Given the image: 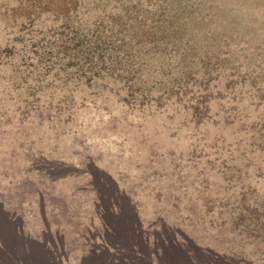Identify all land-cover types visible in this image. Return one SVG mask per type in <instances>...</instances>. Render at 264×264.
I'll use <instances>...</instances> for the list:
<instances>
[{"label": "rangeland", "instance_id": "1", "mask_svg": "<svg viewBox=\"0 0 264 264\" xmlns=\"http://www.w3.org/2000/svg\"><path fill=\"white\" fill-rule=\"evenodd\" d=\"M121 1L74 0L66 26L50 10L34 21L26 20L15 11L17 0H0V189L14 202L23 200L14 189L25 173L37 176L42 186L57 194L68 188L80 195H94L96 201L85 204V209L118 204L124 217L105 214L102 219L123 231L128 225L125 217L137 215L146 222L153 210L147 213L142 202L147 200L151 209L155 201L163 205L166 198L162 194L170 188L180 192L179 198L186 197L181 208L170 215L174 231L184 232L186 246L176 259L167 258L163 264H204L207 256L201 246H214V242L201 236V225L180 221L188 214L187 200L204 212L205 202L212 199L218 212L225 202L231 206L234 199L229 196L238 195L229 166L241 158L231 153L228 143L213 140L222 127V122L217 126L213 122L218 117L215 112L220 111V121L226 117L231 121L225 128L231 138V131L244 121L240 110H247L251 119L260 113L253 82L264 76V8L258 10L256 19L236 16L227 34L212 30L207 38L199 37L180 63L175 57L169 62L171 57L161 53V44L155 46L158 51L151 45L130 47L132 58L128 59L133 65L138 68V60L145 64L137 75L143 86L117 80L116 87L108 86V90L86 88L65 110L55 104L63 91L56 86L53 73L43 77L47 63L42 59L40 64L39 50L50 44L58 49L69 30L94 28L101 18V26H108ZM205 72L214 76L212 93L220 88L222 98L210 100L213 117L195 129L191 105L197 89L190 90ZM27 74L40 76L44 82L40 90L33 88ZM18 76L21 81L15 79ZM129 91L138 95L150 92V97L143 105L127 103L123 97ZM157 96H161L159 101ZM50 99L54 106L48 107ZM34 101L36 105H32ZM208 127L209 137L204 135ZM120 191L125 193L124 199L116 195ZM26 194L27 200L37 196L33 188ZM131 203L137 206L136 214ZM102 219L94 216L98 224ZM2 221L0 216V264H35L13 250L14 242L21 250L20 241L9 237Z\"/></svg>", "mask_w": 264, "mask_h": 264}, {"label": "trees", "instance_id": "2", "mask_svg": "<svg viewBox=\"0 0 264 264\" xmlns=\"http://www.w3.org/2000/svg\"><path fill=\"white\" fill-rule=\"evenodd\" d=\"M17 1L15 11L24 19L34 21L45 10H50L66 26L71 15L70 5L74 3V0ZM256 1L262 4H256ZM260 8H264V0H123L108 26H101L104 23L101 18L94 28L78 27L72 33L69 30L61 47L57 49L50 44L46 50H39L42 52L37 58L39 61L46 59L43 77L53 73L56 86L63 91L55 104L66 110L86 88L108 90V86L116 87L117 80L143 86L137 75L145 64L138 60V68L133 65L128 59L132 58L130 47L161 44V53L171 57L169 62L175 57L180 63L182 55L195 47L199 37L207 38L212 30L227 34L236 16L246 14L256 19ZM155 49L158 51L157 47ZM22 59H25L24 54ZM212 75L210 72L202 73L190 90L197 89L192 95L195 97L191 105L195 129L213 117L210 100L214 96L222 98L220 88L215 95L212 93ZM15 79L21 81L19 76ZM27 79L38 90L44 85L40 76L27 74ZM253 84V87L257 84L254 92L257 108H261L256 118L251 119L247 110H240L244 121L231 131V138L225 133L231 121L227 117L220 121V111L215 112L218 117L213 122L214 126L222 122V127L213 134V140L228 143L231 153L241 158L238 163L234 162V166H229L232 182L235 181L239 189L238 195L229 196L234 199L231 206L225 202L222 204L225 208L218 212L212 199L210 203L205 202L204 212H199L192 201L187 200L188 214L180 221L201 225L204 229L201 236L214 242V246H201L207 256L204 264H264V76ZM149 97L150 92L138 95L129 91L123 101L143 105ZM160 98L157 96L155 99L159 101ZM35 102L32 105H36ZM51 106H54L52 99L48 102V107ZM204 135H211L209 127ZM23 175L16 185L10 181L13 187L17 186L14 191L23 200L14 202L9 193L3 194L0 189V216L9 237L20 241L21 250L15 242L13 250H17L20 256H27L28 261L35 264H163L167 258L176 259L180 250L185 249L184 232L176 229L178 235L174 236L175 228L170 224V215L186 201L185 196L179 198L178 191L174 193L169 188L170 192L162 194L166 198L165 203L162 205L155 201L153 209L147 200L146 204L142 202L147 213L153 210L152 216L146 222L137 215L134 219L125 217L128 225L122 231L117 224L102 219L105 214L124 217L118 204L106 209L88 210L85 204L96 201L94 195H80L68 188L57 194L42 186L41 181L36 180L37 176ZM256 177L258 181H253ZM30 188L37 193L33 200L26 199V190ZM116 195L125 198L123 191ZM132 197L134 199V195ZM131 204L136 214L137 206ZM97 214L103 220L99 224L94 221ZM31 245L36 248L31 249ZM175 248L176 252L173 251Z\"/></svg>", "mask_w": 264, "mask_h": 264}]
</instances>
